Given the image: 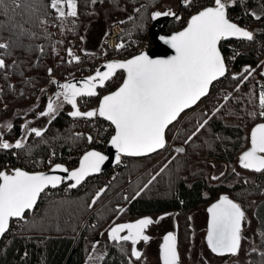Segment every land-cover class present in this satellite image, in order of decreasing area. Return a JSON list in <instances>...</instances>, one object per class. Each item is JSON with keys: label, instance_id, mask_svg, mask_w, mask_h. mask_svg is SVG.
Here are the masks:
<instances>
[{"label": "trees", "instance_id": "obj_1", "mask_svg": "<svg viewBox=\"0 0 264 264\" xmlns=\"http://www.w3.org/2000/svg\"><path fill=\"white\" fill-rule=\"evenodd\" d=\"M169 1L97 0L92 4L91 0H77L78 15L68 19L62 35L56 32L51 0H32L34 11L17 10L6 14L0 10V43L9 45L7 49H0V59L7 66L0 69V124L12 119L18 109H30L26 116L12 119L10 130L0 131V142L14 144L23 138L25 144L22 149H0V161L3 157L11 159L7 171L16 164L29 167L48 161L75 169L85 149L100 150L103 147L114 134V128L107 127L102 121L75 123L69 115L73 108L66 102L61 103L55 119L40 116L46 110L49 98L60 92L59 84L87 73L81 70L86 69L82 66L67 67L71 64L68 49L77 45L82 55L95 56V53L83 50L85 33L97 16L95 9L110 4L118 5L131 17L120 23L127 37L151 40L152 14L167 8ZM209 6H214V0H193L189 6L183 3L179 18L171 19L162 33H169L177 25L185 28L190 16ZM137 8L139 12L135 11ZM227 10L232 21L254 36L252 41L241 38L221 42L226 60L230 52L234 55L248 49L237 57L235 72L224 86L229 92L227 99H221L207 115L196 112L184 122L188 113L182 115L168 129L167 146L163 151L146 158L128 159V166L117 168L118 175L108 187L104 186V175H101L88 179L78 189L64 184L59 190H49L33 213L12 222L0 244V264H85L94 251L101 254L98 264H143L142 257L131 256L133 245L130 241H110L109 229L115 224L141 218L157 219L169 213L178 219L180 261L182 236L193 231L190 215L202 206L208 208L223 194L230 197L228 193H221V186L212 183L205 167L211 168L215 163L230 165L240 160L241 154L251 145L252 128L264 123V117L259 115V95L264 92V46L257 45L264 40V0H236L235 6ZM251 13H256L260 19ZM225 43L233 44V47L225 49ZM48 69H52L51 76ZM253 70L256 71L251 74ZM234 76L238 79H233ZM53 80L58 83H52ZM220 105L223 107L215 112ZM42 117H47L43 127L39 123ZM205 119L207 125L197 131ZM31 121L38 122L37 129H46L43 136L22 137V126ZM89 135L91 142L87 139ZM173 140L171 150L163 158ZM177 148L185 151L178 153ZM165 165L164 172L145 188L151 177ZM235 186L232 191L239 193L241 201L246 193H260L261 200L253 204L256 206L252 221L262 228L264 172H256L255 183ZM101 189L106 191L89 207Z\"/></svg>", "mask_w": 264, "mask_h": 264}, {"label": "snow or ice", "instance_id": "obj_2", "mask_svg": "<svg viewBox=\"0 0 264 264\" xmlns=\"http://www.w3.org/2000/svg\"><path fill=\"white\" fill-rule=\"evenodd\" d=\"M96 2L97 0H91L92 4ZM182 3L189 6L193 0H182ZM65 4L68 8L67 16L77 17V0H51L50 7L63 18L66 15L63 7ZM235 4L236 0H214V6L205 7L192 15L182 31L168 38L161 37L175 50V55L168 59H153L147 53L141 52L127 60L108 61L103 65L104 71L98 68L94 75L77 82L81 85L79 87L77 83L71 81L59 84L58 87L63 91L49 98L46 110L41 112L40 116H51L55 119L59 107L56 101L62 97L63 102L73 108V111L69 113L71 117L99 116L110 122L115 129V135L111 137L110 143L121 155L139 157L165 148L167 143L165 132L169 125L173 124L186 109L207 96L214 81L226 75L227 65L220 48L221 41L230 38H243L247 41L254 39L251 31L238 26L228 18L227 9ZM0 10L6 14L15 13L17 10L34 11L32 0H0ZM135 11L139 12L140 9L137 8ZM251 14L256 19H260L256 13ZM169 15L176 14L171 10L157 11L152 14V19ZM8 47L7 43H0V49ZM116 47L123 48L124 44L120 43ZM68 55L79 62L80 58L74 56L71 49H68ZM235 55L238 53H234L233 58ZM6 67L5 61L0 59V69ZM120 70L125 73V76L119 88L104 95L98 108L81 111L77 103L78 98L98 96L97 88H103L106 82ZM245 71L250 70L245 69ZM48 74L51 76L52 69H48ZM233 79L238 77L234 76ZM52 83L58 82L53 80ZM259 106L261 109L259 115L264 117V92L259 95ZM222 107L223 105H220L215 112H219ZM207 123L208 120L205 119L199 124L197 131L203 129ZM7 127L10 130L12 125L8 124ZM22 127L27 129L28 125L25 124ZM44 131L46 129L31 128L29 134L41 137ZM195 134L194 132L193 135ZM87 139L89 142L92 141L90 135ZM250 144L251 147L240 157V165L244 169L264 172V123L252 129ZM24 147L23 138L16 140L14 144L7 141L0 142V149L4 150ZM175 151L183 153L185 149L177 148ZM107 159L106 155L92 150L82 157L78 168L70 171L56 164L53 170L67 173V178L74 181L70 187L75 188L88 176L99 173ZM116 161L120 162V155H117ZM165 168L167 165L151 177L145 188L152 184ZM64 179V177L44 172L29 173L19 168L14 169L12 174L0 171V238L8 232L12 219L23 220L25 212L34 209L41 193H45L49 187L57 188ZM213 179H219V177H213ZM104 191L106 189L96 193L89 207L96 203ZM119 211L124 210L119 209ZM208 212L210 214L208 247L217 255H238L246 219L241 205L225 195L213 204ZM153 223L151 218H141L134 223L115 224L108 233L110 241L116 243L130 241L132 245L141 241L147 243L151 237L145 234L146 229ZM124 232L127 234L121 235ZM261 255L264 256V253ZM131 256L140 259L142 252L133 247ZM161 259L163 264H179L177 237L172 232L164 236Z\"/></svg>", "mask_w": 264, "mask_h": 264}, {"label": "rangeland", "instance_id": "obj_3", "mask_svg": "<svg viewBox=\"0 0 264 264\" xmlns=\"http://www.w3.org/2000/svg\"><path fill=\"white\" fill-rule=\"evenodd\" d=\"M178 5H179V0L169 1L170 7L177 8ZM63 7L66 13L65 17L63 18L59 17L58 12L51 8V10L55 14L54 24L56 26V32H58L59 35H62L63 30L68 23V19L73 18L67 16V11H68L67 5L65 4ZM168 9L165 8L160 12L167 11ZM95 11L97 16L89 23V26L85 33L84 45H83L84 52L96 53L100 49V46L103 41L105 44L106 39L108 35L111 33V30L113 29L114 26H120L123 31V34H125L124 32L125 29L120 24L129 17V14L125 10L120 8L118 5L116 6L110 4L109 6L97 7ZM174 13L176 15H169L168 17H174L179 15L177 9H174ZM173 30L179 31L181 30V26L177 25L170 29V31ZM78 49L79 48L77 45L74 48H71L72 52L74 53V56L81 57L82 56L81 51ZM69 60H70V56H69ZM76 62L77 61L73 59L72 63L69 64L67 67L69 68L80 67L79 65H77ZM81 66L85 68L87 67V64ZM56 67H58V64H56ZM255 71L256 70H253L251 74H253ZM220 86H223V88L217 96L215 95L217 90L209 94L206 97V99H209L211 95L210 100L202 101L197 108L187 112L188 114L183 119L182 122H184L188 117H190L192 114L196 112H201L205 115L209 114L210 110H213L215 105H217L221 99H225V97L228 96L229 92L225 90L224 88L225 85H222L221 83ZM61 103H63L62 97L60 100H58L57 105L60 107ZM29 110H30L29 108H20L15 111L13 118L19 115L26 116ZM12 119H6L0 124L1 132H4L8 129L7 125L12 124ZM39 123L43 127V125L47 123V117L45 118L42 117ZM173 143L174 140L172 141L171 145H173ZM165 156L166 154L163 156V158ZM125 164H126L125 166H128L127 161ZM205 169L208 171V177L210 178L212 183L214 185L222 187L223 191L221 193L223 192L228 193L230 195V198L235 202H237L238 204H240L243 211L245 212L246 219L242 230L243 239L241 241V247L238 255H230V254L218 255L215 256L214 259H212L211 261L210 257L212 256V251L209 250L205 242L206 231L204 230L205 227L202 228L203 227L202 225L204 223L202 216L201 218L199 217L196 220V227L193 222L194 229L188 234L189 236L188 235L185 237L182 236L183 248L180 250L181 254H180L179 264H264V256L261 255V253H264V220H263L264 217L261 214L262 228H260L259 226L256 227V225H254L252 221L253 208H255L256 206L253 204H257L259 200H261L259 195L260 193L258 195L257 193L254 192H252V194L246 193L247 196L245 197L244 200L247 201L244 200L241 201L239 199V193L232 191V189L236 187L235 186L236 184L244 185L246 182L248 183L251 182V184L255 183L256 172L254 173V171L252 170L242 168L241 165H239V159L230 165L224 163H215L212 165L211 168L207 166L205 167ZM117 175L118 172L114 170L112 171V174L103 177L104 186L108 187L110 185V184L108 186L105 185L106 178L111 177L113 181ZM213 177H219V179H213ZM261 182H263V180ZM262 192L264 193V190ZM206 209H207L206 206L205 207L202 206V208H200V210H198L197 212L198 214L199 212H202L205 215ZM192 215H190V217H192ZM152 220L154 221V223L146 229V233H145L146 235H149L151 237V240L147 243L141 241L138 244L133 245V247H135L138 251L142 252V257L144 258L143 264H163L161 259V245L163 244L164 236L167 235L169 232H172L175 235L176 233H178V223H177L178 219H176V215L174 217L170 215L169 219L167 218V220L164 221V223H167L166 225H161L159 220H154V219ZM126 223H134V222H126ZM181 233L182 230L180 229V234ZM125 234L127 233L126 232L121 233V235H125ZM107 236L109 237V234ZM252 249H256V251H252ZM100 260H101V254L98 251H94L89 255L85 264H98Z\"/></svg>", "mask_w": 264, "mask_h": 264}, {"label": "built area", "instance_id": "obj_4", "mask_svg": "<svg viewBox=\"0 0 264 264\" xmlns=\"http://www.w3.org/2000/svg\"><path fill=\"white\" fill-rule=\"evenodd\" d=\"M172 32H177V31L173 30ZM120 43H123L124 47L117 49L116 46ZM240 45L241 44H239V46ZM257 45L264 46V40H261ZM223 46L225 49H229L233 47V44L225 43ZM153 47H154V43L152 40L142 41V40L134 39L131 37H127L125 34H123V31L120 26H114L103 46V51L101 55L98 58H89L86 56H81L79 57L80 59H79V62H77V64L78 65L87 64L86 72L88 75H91L96 71L98 61L127 60V59L132 58L135 55L140 54L141 52L150 51L153 49ZM246 52H248V49L240 51V53L236 55L235 58H233L234 55H232L231 52L227 55V60H228L227 61V73L222 80L216 82L213 85L210 94L213 93L215 90H217L215 94L217 96L221 92L223 88V86H220L221 83L222 85H225V83L230 80V78L235 72L237 57L240 54H243ZM124 76H125V73L123 71H120L116 73V75L110 80V83L106 89L98 90V93H99L98 96L80 98L78 100V106L80 110L89 111V110L98 108L102 97L104 95L110 94L111 92H114L122 84ZM210 98H211V95H210ZM210 98L207 100L209 101ZM73 120L77 124H87V123L92 124V123H97L98 121H102L104 124L107 125V127H109V125L112 126L109 122H106L100 119L98 116L95 118V120H84V119H73ZM108 141L104 143L103 147H101L99 151H105ZM171 148H172V145H170L168 151ZM88 150L90 149H85L82 152V155ZM10 162H11L10 157H3L0 161V171H6L7 166L10 164ZM123 163H126V160ZM54 165L55 164H53L52 161L51 163H49L48 161L47 163L43 162L40 165L29 166V167H22L20 164L18 165L16 164V165H13V167H11L10 169L13 171L14 169L19 168V169H22L24 171L31 172V173L47 172ZM110 174H112V171L109 172V175ZM111 182H112V178L108 177L105 180V185L108 186Z\"/></svg>", "mask_w": 264, "mask_h": 264}, {"label": "water", "instance_id": "obj_5", "mask_svg": "<svg viewBox=\"0 0 264 264\" xmlns=\"http://www.w3.org/2000/svg\"><path fill=\"white\" fill-rule=\"evenodd\" d=\"M210 7H212V6H210ZM180 14V13H179ZM227 15H228V10H227ZM174 18H176V17H174ZM228 18H229V15H228ZM171 19H173V18H171V17H168L165 21H160V19H155V20H153V26H152V28H151V40L154 42V47H153V49L152 50H150V51H145L144 53H147L151 58H153V59H168V58H170L171 56H173V55H175V50L174 49H172L171 48V46L170 45H168V44H166L165 42H164V40H162L161 39V37H164V38H168V37H170L172 34H174V33H172V34H163L162 33V29L164 28V26L171 20ZM230 19V18H229ZM190 20V19H189ZM188 20V21H189ZM231 20V19H230ZM233 22V21H232ZM188 23V22H187ZM187 26V25H186ZM182 31V30H181ZM231 39H237V38H230V39H228V40H226V41H229V40H231ZM241 39V38H240ZM222 42V41H221ZM220 48H221V43H220ZM221 51H222V49H221ZM222 54H223V52H222ZM224 55V54H223ZM225 62H226V60H225ZM107 63V62H106ZM106 63H104L103 65H105ZM103 65L100 67V70L101 71H104L105 69H104V67H103ZM120 71H122V70H120ZM118 72V71H117ZM263 74H264V69H263ZM225 77V76H224ZM224 77H221L220 79H218V80H216V81H214L213 83H212V85L210 86V89H209V93H208V95L210 94V91H211V88H212V86H213V84L214 83H216L217 81H219V80H221V79H223ZM85 78H82V79H77V80H75V81H73V83H77V82H79V81H82V80H84ZM108 82V81H107ZM106 82V83H107ZM77 84H79V83H77ZM98 89V88H97ZM118 89V88H117ZM116 89V90H117ZM115 90V91H116ZM207 95V96H208ZM207 96H205V97H202L195 105H193L191 108H188V109H186L183 113H181L180 114V116L178 117V119L176 120V121H174L173 122V124H175L179 119H180V117L183 115V114H185V113H187V112H189V111H191V110H193L202 100H204ZM72 112V111H71ZM71 118H74V117H71ZM75 118H77V117H75ZM82 118V117H81ZM95 118V117H94ZM102 120H104V121H106L104 118H102V117H100ZM86 119H93V118H86ZM106 122H108V121H106ZM110 123V122H109ZM111 124V123H110ZM173 124H171V125H169V127H168V129L173 125ZM258 125V124H257ZM113 126V125H112ZM114 127V126H113ZM254 127H256V126H254ZM253 127V128H254ZM252 128V129H253ZM168 129H166V132H165V136H166V134H167V131H168ZM252 131V130H251ZM114 135H115V133H114ZM250 135H251V133H250ZM110 141H111V139H110ZM110 141L108 142V144H107V148H106V152H101L102 154H104V155H106L107 157H108V159L104 162V164L101 166V171L99 172V173H96V174H93V175H90V176H88L79 186H77V187H75V188H72V187H70V185L72 184V183H74V181H72V180H70V179H68L67 177H68V174L67 173H64V172H62V171H60V170H53L54 169V166L49 170V171H47V172H44V173H46V174H50V175H57V176H61V177H64L65 179L61 182V184L57 187V188H55V189H58V188H60V187H62L64 184H69V188H71V189H78L81 185H83L88 179H90V178H93V177H97V176H101V175H103L105 172H107L109 169H111V168H114V167H116V166H118L120 163H121V161H122V158H128V159H140V158H146V157H149V156H152V155H154V154H157V153H159V152H161V151H163L165 148H166V146H167V143H166V146H165V148H163V149H160V150H158V151H156V152H153V153H150V154H148V155H145V156H139V157H129V156H124V155H121L120 153H118L117 152V150L111 145V143H110ZM166 141H167V138H166ZM250 147H251V145H250ZM249 147V148H250ZM248 148V149H249ZM247 149V150H248ZM246 150V151H247ZM90 151H92V150H90ZM95 151H97V150H95ZM89 152V151H88ZM100 152V151H99ZM245 152V151H244ZM243 152V153H244ZM242 153V154H243ZM86 154V153H85ZM84 154V155H85ZM242 154H241V156H242ZM83 155V156H84ZM117 155H120V162L119 163H117V161H116V157H117ZM82 156V157H83ZM240 156V157H241ZM82 157L80 158V161H81V159H82ZM80 161H79V164H80ZM79 164H78V166L76 167V168H78L79 167ZM239 164H240V160H239ZM60 165H62V166H64V167H66L65 165H63V164H60ZM67 168V167H66ZM75 168V169H76ZM69 169V168H68ZM70 171L71 170H74V169H69ZM4 172H7V171H4ZM255 172V171H254ZM8 174H12L13 173V171L11 172V173H9V172H7ZM30 173V172H29ZM49 189H53V188H51V187H49L48 189H46L45 190V192L47 191V190H49ZM43 194L44 193H41V196H40V198L38 199V202H37V204L35 205V207H34V209L33 210H31V211H26L25 212V214H24V217L28 214V213H33L35 210H36V208H37V206H38V204H39V202H40V200H41V198L43 197ZM226 194H223V195H221L220 196V198L222 197V196H225ZM226 196H228V195H226ZM219 198V199H220ZM219 199L217 200V201H215L213 204H215V203H217L218 201H219ZM229 199H231V198H229ZM232 200V199H231ZM234 201V200H233ZM235 202V201H234ZM212 204V205H213ZM212 205H210L209 207H208V209L212 206ZM208 209H207V212H208ZM243 210V209H242ZM208 215H209V218H208V228H209V221H210V214H209V212H208ZM24 219V218H23ZM13 221H17V219H12L11 221H10V227H9V230H10V228H11V225H12V222ZM208 228H207V233H208ZM9 230H8V232H9ZM8 232H6L5 234H4V236L2 237V238H0V244H1V242H2V240L4 239V237H5V235L8 233ZM206 243H207V234H206ZM207 246H208V244H207ZM209 248V247H208ZM210 249V248H209ZM211 250V249H210ZM213 253V252H212ZM214 255H217V254H215V253H213Z\"/></svg>", "mask_w": 264, "mask_h": 264}, {"label": "flooded vegetation", "instance_id": "obj_6", "mask_svg": "<svg viewBox=\"0 0 264 264\" xmlns=\"http://www.w3.org/2000/svg\"><path fill=\"white\" fill-rule=\"evenodd\" d=\"M182 6H183V3H181V1L179 0V5H178V7L176 8H174V7H170V6H168V8H166V9H168V10H170L171 9V11L172 12H174V9H177V11L180 13L181 12V10H182ZM167 10V11H168ZM178 13V14H179ZM178 16V15H177ZM177 16H174V17H177ZM174 17H171V18H174ZM168 18V16H162V17H159L158 19H160V21H165L166 19ZM82 78H86V77H81L80 79H82ZM68 82V81H67ZM77 86L79 87V86H81L80 84H77ZM61 91H63L62 89L60 90V92ZM58 103V101H56V104ZM37 121H31V123L28 125V128L27 129H23L22 130V137H27L28 135H30L29 134V130L31 129V128H36L37 126H39V125H37ZM201 213V214H200ZM170 215H172L173 217L175 216L174 214H172V213H169V214H166V215H164V216H162L163 217V219H160V218H157V219H154V220H159L160 221V224L161 225H166L167 223H164V221H166L167 220V218L169 219V216ZM197 215H198V217H197ZM203 216V220H204V223H203V227L202 228H204V230L207 232V228H208V218H209V215H208V212H207V209H206V214L204 215L202 212H199V214H198V212H195V213H193V215H192V217H191V222H192V229H194L193 228V222H194V224H195V227H196V220L200 217H202ZM197 217V218H196ZM199 226V225H198ZM176 237H177V233H176ZM208 247V246H207ZM210 250V249H209ZM211 251V250H210ZM215 256H218V255H214L213 253H212V256L210 257V260L212 261V259H214V257ZM142 257V256H141ZM143 258V257H142ZM143 263H144V258H143Z\"/></svg>", "mask_w": 264, "mask_h": 264}]
</instances>
